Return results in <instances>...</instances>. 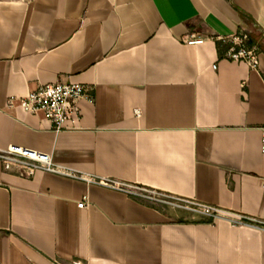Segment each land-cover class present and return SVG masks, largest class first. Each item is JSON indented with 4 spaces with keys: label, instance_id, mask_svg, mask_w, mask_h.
Returning <instances> with one entry per match:
<instances>
[{
    "label": "crops",
    "instance_id": "obj_1",
    "mask_svg": "<svg viewBox=\"0 0 264 264\" xmlns=\"http://www.w3.org/2000/svg\"><path fill=\"white\" fill-rule=\"evenodd\" d=\"M240 29L264 0H0V149L264 218V51L216 42ZM59 80L94 89L80 128L8 107ZM0 264H264V230L0 161Z\"/></svg>",
    "mask_w": 264,
    "mask_h": 264
},
{
    "label": "built area",
    "instance_id": "obj_2",
    "mask_svg": "<svg viewBox=\"0 0 264 264\" xmlns=\"http://www.w3.org/2000/svg\"><path fill=\"white\" fill-rule=\"evenodd\" d=\"M246 37V36H245ZM244 37V38H245ZM238 49L230 48L225 57L244 61L253 68L258 67V54L255 49L242 46L243 38L236 35L231 37ZM202 39H192L189 42L197 43ZM93 87L87 83L56 81L42 83L24 95H12L8 98V107H20L26 112L44 115L53 125L55 131L74 130L81 127L83 112L81 101H94ZM260 149L264 153V126L261 127ZM0 161L5 170H15L27 177L33 176L37 170L83 179L90 183H98L110 188L138 197L146 202L165 205L173 209L189 211L195 216L217 221L229 218L233 224H245L264 230V218L255 217L245 213H237L217 205L200 201L156 187H149L137 183H128L112 177H93L77 171L76 169L62 167L53 162L49 153L37 151L20 145H9L0 149ZM84 199L78 205L83 207Z\"/></svg>",
    "mask_w": 264,
    "mask_h": 264
},
{
    "label": "trees",
    "instance_id": "obj_3",
    "mask_svg": "<svg viewBox=\"0 0 264 264\" xmlns=\"http://www.w3.org/2000/svg\"><path fill=\"white\" fill-rule=\"evenodd\" d=\"M236 36L243 38L242 46L248 49H255L257 53L264 51V44L262 42V40H264V34L262 32L248 33L247 31L240 29L236 33ZM216 42L220 57H224L225 53L230 48L235 47V49H238L240 47L239 45L235 44L231 37H221L218 38Z\"/></svg>",
    "mask_w": 264,
    "mask_h": 264
},
{
    "label": "rangeland",
    "instance_id": "obj_4",
    "mask_svg": "<svg viewBox=\"0 0 264 264\" xmlns=\"http://www.w3.org/2000/svg\"><path fill=\"white\" fill-rule=\"evenodd\" d=\"M263 44H264V40H262Z\"/></svg>",
    "mask_w": 264,
    "mask_h": 264
}]
</instances>
